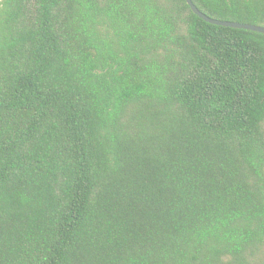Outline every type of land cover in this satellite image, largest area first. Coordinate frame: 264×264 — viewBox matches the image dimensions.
<instances>
[{
  "label": "trees",
  "instance_id": "trees-1",
  "mask_svg": "<svg viewBox=\"0 0 264 264\" xmlns=\"http://www.w3.org/2000/svg\"><path fill=\"white\" fill-rule=\"evenodd\" d=\"M193 2L264 26V0ZM0 264H264V34L0 0Z\"/></svg>",
  "mask_w": 264,
  "mask_h": 264
},
{
  "label": "water",
  "instance_id": "water-1",
  "mask_svg": "<svg viewBox=\"0 0 264 264\" xmlns=\"http://www.w3.org/2000/svg\"><path fill=\"white\" fill-rule=\"evenodd\" d=\"M188 5L191 7L192 11L197 14L199 17L204 19L205 21L215 24V25H221V26H227V27H233L238 29H246L251 30L259 33L264 34V26L257 25L253 23H245V22H239V21H231V20H222V19H215L204 12H202L193 2V0H186Z\"/></svg>",
  "mask_w": 264,
  "mask_h": 264
}]
</instances>
